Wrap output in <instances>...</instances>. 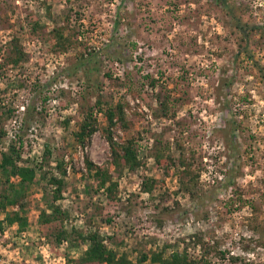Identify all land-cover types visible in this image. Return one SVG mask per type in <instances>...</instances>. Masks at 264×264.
Segmentation results:
<instances>
[{
  "label": "rangeland",
  "instance_id": "rangeland-1",
  "mask_svg": "<svg viewBox=\"0 0 264 264\" xmlns=\"http://www.w3.org/2000/svg\"><path fill=\"white\" fill-rule=\"evenodd\" d=\"M53 28L69 35L65 51L51 49ZM90 53L95 71L67 72ZM119 105L128 127L113 139L134 140V168L112 162L104 132L103 109ZM89 106L98 128L81 143ZM0 128V161L13 144L18 164L36 168L23 208L0 212L27 219L3 224L0 264H74L86 247L78 235L93 231L133 264L175 249L264 264V0H0ZM63 169L60 194L48 177ZM17 182L0 169V192Z\"/></svg>",
  "mask_w": 264,
  "mask_h": 264
},
{
  "label": "trees",
  "instance_id": "trees-1",
  "mask_svg": "<svg viewBox=\"0 0 264 264\" xmlns=\"http://www.w3.org/2000/svg\"><path fill=\"white\" fill-rule=\"evenodd\" d=\"M53 38L55 40L54 44H52L51 49L58 51H65L66 47L71 44V40L69 39V35H66L61 28H53L51 31ZM94 54H88L81 56L77 62H75L72 67H68L67 72H75L81 66L86 65L87 62L91 66L90 70L93 72L96 70L94 68ZM21 56H17V60L20 59ZM15 58L11 60L13 62L16 61ZM97 104H99V100H97ZM33 103H29L26 105V117L25 123L29 116L32 114ZM94 108L92 106L86 107L83 112V119L80 122L79 131L75 133L76 139L81 142H88L92 134L97 130L96 118L93 116ZM100 110V108H99ZM11 109L6 111V115L10 114ZM105 118L107 120V126L104 128V132L106 134V138L110 144L111 154H112V162L117 166L126 165L127 167L134 168L140 162L137 159L136 149L133 145V139H126L125 142H117L113 139V135L115 133L116 128H127L128 121L127 116L125 114L124 108L122 105H119L117 108L113 109L112 107H107L103 109ZM5 134V131L0 128V140L1 137ZM178 163L182 165V176L181 184L182 186L189 192L193 193L195 189V181L193 178L194 175L189 173L190 163L188 162V158L182 154L177 157ZM19 153L17 148L10 144L9 147L1 152V161H0V169L1 174L4 177L5 182H10V178L16 177L18 178V186L10 185L8 189L4 188L0 192V212L6 211L7 207L18 205L20 209L23 208L21 204V198H23L25 188L27 184L33 181L36 176V168L31 166H24L18 164ZM162 160L161 156L157 159ZM166 171L170 166H174L175 163L172 161H166ZM57 168H60V164L57 163ZM85 166L88 171L92 169L94 166L88 156H85ZM62 177H56L54 174L48 177V180L51 183L56 185L55 189L61 194V185L63 184V176L66 173V169L62 170ZM95 174L100 177L101 186L105 184L108 172L107 170H103L101 167H97ZM188 176V178H187ZM145 189L149 190V186L145 184ZM58 196H61V195ZM59 211L55 206L52 212ZM45 210L42 211L41 216L44 220L49 221V215ZM17 224L18 227H24L27 223V219L22 212L20 211H11L6 212L5 216L0 219V229H2L3 224ZM62 232V231H61ZM57 234L60 238L67 239V232L63 231V233ZM80 243L86 244L85 249L79 256V259L75 261L74 264H133L124 253H118L115 249L108 248L105 245L103 237L99 235L98 232H88L85 234H79ZM59 238V241L61 240ZM164 251L161 250L159 252L152 253V255L148 258L146 254H143L141 259L138 260L139 263L147 261L151 264H207L205 261H199L195 257H190L185 251H180L175 249L171 251L167 256L163 255Z\"/></svg>",
  "mask_w": 264,
  "mask_h": 264
}]
</instances>
